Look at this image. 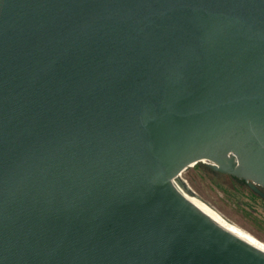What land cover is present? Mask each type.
I'll use <instances>...</instances> for the list:
<instances>
[{
    "label": "water",
    "instance_id": "water-1",
    "mask_svg": "<svg viewBox=\"0 0 264 264\" xmlns=\"http://www.w3.org/2000/svg\"><path fill=\"white\" fill-rule=\"evenodd\" d=\"M198 163L264 198V0H0V264H264Z\"/></svg>",
    "mask_w": 264,
    "mask_h": 264
},
{
    "label": "rangeland",
    "instance_id": "rangeland-1",
    "mask_svg": "<svg viewBox=\"0 0 264 264\" xmlns=\"http://www.w3.org/2000/svg\"><path fill=\"white\" fill-rule=\"evenodd\" d=\"M199 189L245 230L264 241V201L231 175L198 163L185 171Z\"/></svg>",
    "mask_w": 264,
    "mask_h": 264
},
{
    "label": "trees",
    "instance_id": "trees-1",
    "mask_svg": "<svg viewBox=\"0 0 264 264\" xmlns=\"http://www.w3.org/2000/svg\"><path fill=\"white\" fill-rule=\"evenodd\" d=\"M201 165H204L205 168L208 167V166H206V165L203 164V163H201ZM214 171H215V170H214ZM231 176H232V175H231ZM232 177H233L234 179H236L239 183L248 186V185L246 184V181H245V180L240 179V178L235 177V176H232ZM248 187H249V186H248ZM249 188H250V187H249ZM250 190H251V193H252L253 196H255V197H257V198H260V199H262V200L264 201V199H263L259 194H257L254 190H252L251 188H250Z\"/></svg>",
    "mask_w": 264,
    "mask_h": 264
},
{
    "label": "flooded vegetation",
    "instance_id": "flooded-vegetation-1",
    "mask_svg": "<svg viewBox=\"0 0 264 264\" xmlns=\"http://www.w3.org/2000/svg\"><path fill=\"white\" fill-rule=\"evenodd\" d=\"M246 184L249 186V184L246 182ZM250 187V186H249ZM251 188V187H250ZM258 188L264 192V186H258ZM252 189V188H251ZM253 190V189H252ZM255 191V190H254ZM256 192V191H255ZM257 193V192H256ZM259 194V193H257ZM260 195V194H259ZM261 196V195H260ZM262 197V196H261ZM263 198V197H262ZM264 199V198H263Z\"/></svg>",
    "mask_w": 264,
    "mask_h": 264
}]
</instances>
